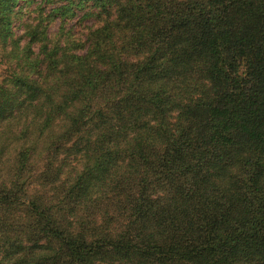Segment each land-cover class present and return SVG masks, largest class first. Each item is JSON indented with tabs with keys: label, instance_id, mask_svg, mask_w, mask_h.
<instances>
[{
	"label": "trees",
	"instance_id": "16d2710c",
	"mask_svg": "<svg viewBox=\"0 0 264 264\" xmlns=\"http://www.w3.org/2000/svg\"><path fill=\"white\" fill-rule=\"evenodd\" d=\"M62 1L0 84V264H264V0Z\"/></svg>",
	"mask_w": 264,
	"mask_h": 264
},
{
	"label": "rangeland",
	"instance_id": "374dc122",
	"mask_svg": "<svg viewBox=\"0 0 264 264\" xmlns=\"http://www.w3.org/2000/svg\"><path fill=\"white\" fill-rule=\"evenodd\" d=\"M64 4L65 2L62 0H26L25 2L21 1L18 3V8H20L18 10L19 13L12 17L11 31L13 37L7 43L0 40V84L4 79L7 80L11 76L12 69L16 64H19V60H15L12 57L13 55L17 56V58H22L30 49L36 52L35 46H31V44L29 49L26 48V43H28L29 39L24 35L25 26H34L41 22V29L45 33V36L53 41L71 38L77 41L84 39L87 28L93 26L95 23L94 19L87 18L88 6L74 10V18L71 19L68 16L64 17L51 12L56 7ZM73 7L71 6V9H74ZM11 53L12 55L10 56ZM21 126L19 120L18 123H12L10 128L6 123L0 124V147L3 142H6L3 138H13V136L17 138ZM17 152L18 148L14 144L8 148L5 157L9 163H12ZM2 161H5V158ZM4 169L2 166L0 180L6 174V170Z\"/></svg>",
	"mask_w": 264,
	"mask_h": 264
}]
</instances>
